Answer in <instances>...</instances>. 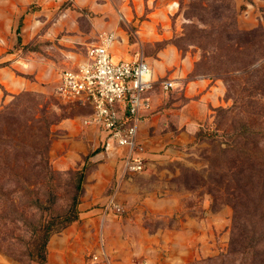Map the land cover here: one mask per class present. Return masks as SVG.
Wrapping results in <instances>:
<instances>
[{"label":"rangeland","instance_id":"obj_1","mask_svg":"<svg viewBox=\"0 0 264 264\" xmlns=\"http://www.w3.org/2000/svg\"><path fill=\"white\" fill-rule=\"evenodd\" d=\"M55 1L60 3V6L52 19H57L53 22L51 19L44 26H40L42 27L40 33L44 32V36L39 37L38 41L22 45V37L15 34L19 42L10 50V53L15 54L11 60L14 64L11 67L13 75L26 79L29 86L27 90L13 95L10 102L0 110L10 117L13 127L20 128L21 131L26 127L25 123L32 124L34 112H37L36 118L52 123L55 140L65 135L59 128L63 121L78 118L77 124L79 126L83 124L88 110L63 104L56 95V89L62 71L69 66L87 61L88 47L98 44L105 33H115L117 36V42L112 48L115 56L130 58L141 49L154 69L156 58L165 49L170 50L169 59L178 53L180 56L187 52L196 53L199 60L192 76H210L221 80L225 87V101L218 108H231L235 99L245 98L247 95L244 89L249 86L246 83L248 78L242 79L237 70L258 59L256 50L260 42L264 41V7L255 10L260 21L259 23L256 21L255 28L248 30L251 17L246 14V6L238 7L236 0ZM243 1L247 3L251 0ZM37 8L40 6L30 7L31 10ZM245 15L247 22L242 21L239 24V19ZM254 30L257 31L256 36L238 34ZM35 38L36 36L34 38L30 36L31 41ZM177 69L178 67L170 68L166 72H164L166 69L162 70L163 77L173 78L172 74ZM230 72H237L235 75L237 78L230 80L225 77ZM158 88L160 90L157 92L163 93L159 84L154 90ZM153 91L150 92V97ZM261 101L264 103V98H261ZM116 108L119 110L118 104ZM218 108L211 113L210 121L200 128L196 140L185 148L186 161L172 165V168L179 172L172 179V188L181 197L182 212L170 217H149L145 224L151 233L164 230L162 233L164 235L170 229L179 226L181 221H185L186 216L189 219L194 216L202 217L201 226L193 230L196 229L202 234L203 241H188L181 250L166 245L165 241L156 242L154 244L156 252L133 257L131 261L133 264H191L227 252L234 210L221 202L214 205L213 195L207 192L204 181L201 182L202 185L200 184L201 175H198L199 172L205 178L208 176L206 170L209 162L219 149L217 142H212V137L217 132ZM240 120L255 124L262 121L237 110L228 116L222 129L229 131ZM199 136L200 141L197 140ZM100 149L104 150L102 146ZM50 158L57 174L51 182H47V186L38 195L43 201L42 210L27 209V232L22 234L23 239L12 240L4 244L3 249L0 248V264H47V260L42 263L37 257L31 259L28 257L29 250L38 243L37 237L32 235V230L35 226L41 227L43 222L53 221V217L65 214L72 208L78 194V171H81L70 167L67 156L55 157L50 154ZM70 164L74 168L77 165L73 161ZM207 206L209 208L205 210ZM77 210L79 212V206ZM209 211L217 217L207 215ZM223 211H227L226 216L217 215ZM108 222L113 220L110 219ZM211 225L215 227L214 231H211ZM219 225L220 230L217 228ZM48 255L49 250L46 252L47 259ZM83 264L107 263L94 262L90 254L85 257Z\"/></svg>","mask_w":264,"mask_h":264},{"label":"crops","instance_id":"obj_2","mask_svg":"<svg viewBox=\"0 0 264 264\" xmlns=\"http://www.w3.org/2000/svg\"><path fill=\"white\" fill-rule=\"evenodd\" d=\"M236 4L240 8L246 6V14L251 17L247 29L255 28L260 21L255 10L264 7V0L247 3L236 0ZM32 5L40 8L31 10ZM59 6L55 0H0V108L29 86L26 79L14 76L11 69L15 54L10 50L19 42L15 34L22 37V45L38 41L44 36L40 26L54 17ZM245 17L239 19V24L247 22ZM30 36L36 38L31 41ZM169 53V49L161 51L155 60V69L151 65L155 80L170 79L175 82V88L167 96L161 91L158 93L159 88L155 89L151 94L152 108L141 118L138 139L146 150L143 173H124L126 148L112 144L105 149L107 134L98 127L79 126L78 118L60 124L65 135L53 141L50 154L67 156L72 169L84 166L87 169L79 206L80 219L51 238L47 264H83L86 256L101 252L107 253L110 264H133V257L156 252V242L165 241L166 245L181 250L188 241H203L202 234L193 230L201 226L202 217L189 219L186 216L185 221L164 235V230L151 233L145 225L149 217H170L182 212L181 197L172 188V179L179 172L172 165L186 161L185 148L196 140L200 128L210 121L211 113L225 101L221 80L192 76L199 60L196 53L187 52L182 56L178 53L172 59ZM176 67L173 78L163 77L162 70L166 72ZM72 161L77 164L75 168L70 164ZM113 195L122 213L113 211L105 215V206ZM207 215L215 216L212 211ZM217 215L226 216L227 211ZM110 219L113 222H108ZM211 228L214 231L215 227L211 225ZM217 228L220 230V225Z\"/></svg>","mask_w":264,"mask_h":264},{"label":"trees","instance_id":"obj_3","mask_svg":"<svg viewBox=\"0 0 264 264\" xmlns=\"http://www.w3.org/2000/svg\"><path fill=\"white\" fill-rule=\"evenodd\" d=\"M238 34L252 37L257 31ZM256 52L258 59L254 63L237 70L242 79L248 78L249 86L244 89L246 97L235 99L231 108L216 110L217 132L212 142H217L219 149L209 162L208 176L205 178L198 172L200 184L204 183L207 192L214 197L213 204L221 202L234 210L230 245L227 252L217 257L191 264H264V103L261 101L264 98V41L260 42ZM237 72H230L225 77L234 80ZM237 110L262 121L255 124L240 120L231 130L222 129L228 116ZM90 112L88 110V114ZM35 115L32 124L25 123L26 127L21 131L13 127L10 117L0 110L1 249L12 240L23 239L22 234L27 232V209L42 210L43 201L38 195L57 174L50 158L55 140L52 123ZM197 140L200 141V136ZM86 169V166L76 169L81 171L76 172L78 194L72 208L53 217V221L33 228L32 235L37 237L38 243L29 250L30 259L37 257L45 263L51 238L79 221L77 207L81 204Z\"/></svg>","mask_w":264,"mask_h":264},{"label":"built area","instance_id":"obj_4","mask_svg":"<svg viewBox=\"0 0 264 264\" xmlns=\"http://www.w3.org/2000/svg\"><path fill=\"white\" fill-rule=\"evenodd\" d=\"M116 42L115 33H105L98 44L89 46L87 61L62 71L56 95L63 104L91 111L83 119V125L96 126L107 134L105 149L112 144L126 148L124 173L140 174L146 170V150L139 143V124L143 114L152 108L150 92L159 84L168 95L175 88V82L155 80L153 68L141 49L130 58L116 57L112 52ZM113 211L122 213L115 195L105 206V215ZM101 247L104 250V245ZM92 257L94 262H111L105 252L92 254Z\"/></svg>","mask_w":264,"mask_h":264}]
</instances>
